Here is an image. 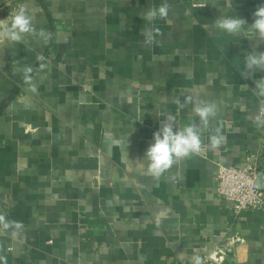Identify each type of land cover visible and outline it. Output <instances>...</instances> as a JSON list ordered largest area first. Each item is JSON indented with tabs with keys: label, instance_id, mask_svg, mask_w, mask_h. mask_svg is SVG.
<instances>
[{
	"label": "crops",
	"instance_id": "obj_1",
	"mask_svg": "<svg viewBox=\"0 0 264 264\" xmlns=\"http://www.w3.org/2000/svg\"><path fill=\"white\" fill-rule=\"evenodd\" d=\"M201 1L168 0L147 36L141 14L164 0H0V19L24 7L49 33L0 48V214L24 225L0 234L6 264H189L226 235L242 239L226 264H264V211L235 215L216 190L219 165L264 154V72L244 66L264 40L213 24L251 23L264 0ZM201 100L217 105L207 127ZM169 120L199 126L204 146L153 178L140 164ZM216 127L226 142L208 150Z\"/></svg>",
	"mask_w": 264,
	"mask_h": 264
},
{
	"label": "clouds",
	"instance_id": "obj_2",
	"mask_svg": "<svg viewBox=\"0 0 264 264\" xmlns=\"http://www.w3.org/2000/svg\"><path fill=\"white\" fill-rule=\"evenodd\" d=\"M206 4H201L198 7H204ZM170 4L168 0H164L158 7L150 6L141 14V18L148 21V26L145 29V35L151 36L153 32L152 25L157 20L166 19L169 16ZM214 27L229 35H248L253 37L258 35L260 40H264V4H261L253 13V21L246 22L240 17L232 15L219 16L213 22ZM157 34L160 33L158 28L155 29ZM26 36L40 38L47 41L49 33L45 29L37 30L34 27L32 17L27 14L24 7H19L14 13H10L7 18L0 19V48L4 46L17 45L24 43ZM38 60H43V56H38ZM245 70L249 72L261 71L264 72V51L257 52L255 50L247 52L244 57ZM44 67L43 64L40 65ZM17 72H22L23 78L26 81H31L32 66H24L23 68L14 67ZM254 92L260 98L257 113L253 119V123L257 127L264 126V77L254 81ZM36 89L33 87L32 91ZM184 105H180L182 108ZM192 111L199 117L200 124L207 127L210 119L217 115V105L207 100H201L195 103ZM200 127L196 124H188L183 128L177 129L169 120L153 134V142L148 146L145 152L146 167L140 164L145 169V174L153 178H159L167 170L171 169L174 164L179 161L189 158L192 155H198L203 145L201 139ZM226 142V137L223 135L221 127L213 129L209 136L207 148L215 150ZM24 225L21 221L8 220L4 214H0V234L10 231L13 239H16ZM0 261L6 264L4 257L0 256ZM199 264V261H197Z\"/></svg>",
	"mask_w": 264,
	"mask_h": 264
},
{
	"label": "built area",
	"instance_id": "obj_3",
	"mask_svg": "<svg viewBox=\"0 0 264 264\" xmlns=\"http://www.w3.org/2000/svg\"><path fill=\"white\" fill-rule=\"evenodd\" d=\"M191 5L204 4L201 0H189ZM264 154L253 153L246 157L242 166L219 165L216 174L217 193L232 204L235 215L242 211H264V189L257 184V178L264 168ZM242 239L237 235H226L222 242L205 255H195L189 264H226L227 256Z\"/></svg>",
	"mask_w": 264,
	"mask_h": 264
},
{
	"label": "water",
	"instance_id": "obj_4",
	"mask_svg": "<svg viewBox=\"0 0 264 264\" xmlns=\"http://www.w3.org/2000/svg\"><path fill=\"white\" fill-rule=\"evenodd\" d=\"M257 184L261 189H264V172L259 173L257 178Z\"/></svg>",
	"mask_w": 264,
	"mask_h": 264
}]
</instances>
